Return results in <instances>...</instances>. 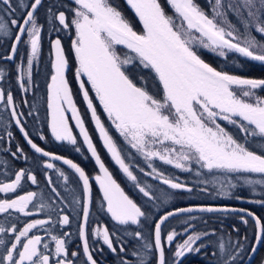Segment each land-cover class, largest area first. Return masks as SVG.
<instances>
[{"label":"snow or ice","instance_id":"1","mask_svg":"<svg viewBox=\"0 0 264 264\" xmlns=\"http://www.w3.org/2000/svg\"><path fill=\"white\" fill-rule=\"evenodd\" d=\"M126 2L139 18V22L143 26L142 33H137L130 21L109 0H73L75 7L72 8L73 16L70 23L64 11L54 13L49 8L48 12L51 19L58 22L60 26L65 29L71 27L75 30L72 50L77 62L75 76L79 82V88L107 151L127 179L133 182L137 181L136 175L130 170L129 164L122 158L121 151L113 138L101 123L96 108L89 98L86 83L91 86V90L95 93V97L99 100L119 135L149 162L148 167L151 172H146L145 175L153 176L170 189L192 190L186 184L179 182L178 178H170L159 171L151 161L158 159L164 164L182 171H191L189 165L194 162L201 169H206L209 172L223 170L226 173L264 176V146L259 153L249 150L244 143H240L217 122L219 119L237 126L239 132L244 133L245 140L259 138L264 141V98L256 97L255 102H249L255 96L253 90L264 89V79H243L227 72L218 71L202 60L193 47L194 43L199 40L203 48L213 52L219 49V56H225L224 50L226 49L228 52H235L242 57L264 63V42L258 41L255 36L250 35V29L264 35V0H227L226 4L222 3V0H214V3L211 4V16L203 11L194 0H168L182 21L180 25H177L171 16L166 15L158 0H126ZM41 5L42 0H31L30 7H25L23 0H17L15 5L13 0H0V33L7 35L10 29L17 30L14 34V42L11 44L12 54L16 53L17 45L23 37L27 36V39L23 40V43L28 47L27 68L17 66L18 79L21 81L19 86L24 91L28 89L22 81L26 75L30 86L31 68L34 59L39 56L41 51V26L38 24L36 16ZM17 7L26 12V15L20 19L14 16ZM5 11L12 16L10 23L2 15ZM229 12L240 21L244 31L243 40L237 34L240 29L229 21ZM224 24L227 25V28L221 26ZM193 31L199 33V37L193 36ZM117 45L124 46L135 55L125 54L121 59L116 50ZM51 47L55 54L52 61L54 74L47 86V108L51 134L56 141L77 144L64 117V105L67 104L73 113L84 143L102 173V175L95 176V180L103 193L106 213L117 225H139L141 219L146 218V212L130 199L113 179L97 154L72 101L69 84L64 77L67 62L60 39L53 40ZM6 59L12 60L13 55H8ZM133 69H139L141 73L147 70L154 74L153 80L158 82L157 92L150 93L146 83L137 86V83L131 78ZM3 75V71L0 70V77ZM84 77L87 78L86 82ZM139 79L147 81V77L144 75H140ZM233 86L242 89L240 96L236 95ZM160 90H162V99L157 98ZM242 97H247L249 100ZM4 98V93L0 91V101H3ZM6 104L15 108L11 92L7 94ZM11 115L16 124L20 125L17 112L13 110ZM20 131L24 133L27 143L36 154L47 157L51 161L62 160L64 165H67L78 175L79 181L82 182V198L74 197L73 201L82 207L83 222L78 226L85 257L82 264H97L90 251L87 236L90 215L89 176L71 159L54 155L38 146L28 137L23 127H20ZM10 135L11 133H9ZM40 139L44 140L45 137L40 135ZM76 151L79 152L80 149L77 147ZM21 152L22 149L18 146L13 156ZM43 167L55 169L56 173L63 177L65 186H67L68 176L64 171L56 168L48 160L43 162ZM199 174L198 172L197 175ZM25 178L33 185L38 184L34 174L20 169L15 172V177L10 182L0 183V192H15ZM245 181L249 185L264 184V180L245 178ZM135 186L150 201L155 199L146 187L141 186L138 182ZM231 186L235 187V185ZM48 187L56 197L61 196L50 177H48ZM65 191L67 192L69 189L65 187ZM222 194L226 195L227 193L222 192ZM36 197V192L28 191L13 199H2L0 200V213L11 215L12 212H16L24 216H31L34 213L28 211L30 205L36 208L37 213L45 207H51L45 203H34ZM237 198L239 199V197ZM255 202L264 203V201ZM60 203L63 204L64 199H61ZM194 211L246 213L255 221L256 241H264V222L246 209L176 208L160 216L159 220L155 222L154 247L159 253L158 264H166L162 248V225L170 217ZM59 212L61 213L57 221L59 225L61 227L69 225V215L62 214L63 208L59 209ZM240 218L245 224L248 223L244 216ZM190 219H194V217H190ZM50 223H52L50 219H35L25 223L22 228H18L16 223L8 228L0 226V233L13 237L10 243H6L5 239L0 238V246H3V252H0V264H50L52 255L57 258L56 264H75L74 260L68 259L66 241L63 238L51 235V240L55 244L53 252L50 251V244L44 242L42 236L32 234L33 230L43 229ZM184 231L187 232L188 229L185 228ZM92 234L112 252L117 251L112 239L115 233H110L106 227L98 226ZM63 235L68 236L69 233L65 232ZM177 235L178 233L172 230L168 232L166 240L173 242ZM207 235L209 233L188 235L183 243L177 245L174 256L179 259L186 253L199 251V248L194 249L193 246L202 236ZM134 237L137 240H143L140 231H135ZM142 247L151 249L152 245L145 241ZM227 247L221 240L219 243L221 256L218 258V264H236L244 244L239 240L234 242L231 248L235 249V252L228 250L225 255ZM124 251L125 249L121 247L120 252ZM255 251L256 247L253 245L252 252ZM131 255L139 257V253L135 250ZM71 256L78 257L79 253L74 251ZM121 264H131V262L122 259ZM136 264H145V262L140 257Z\"/></svg>","mask_w":264,"mask_h":264},{"label":"trees","instance_id":"2","mask_svg":"<svg viewBox=\"0 0 264 264\" xmlns=\"http://www.w3.org/2000/svg\"><path fill=\"white\" fill-rule=\"evenodd\" d=\"M30 2L31 0H23L25 7H30ZM109 2L122 12L137 33H142V24L125 0H109ZM158 2L161 4L166 15L171 16L174 22L179 25L178 16L168 5L167 1L158 0ZM194 2L209 16L212 15L211 4L214 3V0H194ZM13 3L14 5L17 4V0H13ZM222 3L226 4L227 0H222ZM73 7H75L73 0H42V5L36 12L38 24L41 26V51L39 56L34 60L31 68L30 86L27 81H22L27 87V91L20 88L19 83L21 81L18 79L19 73L17 71L18 65L24 68L26 67L28 47L23 43V40L27 39V36L25 35L22 41L17 45L16 53L12 54L11 44L14 42V34L17 30L12 28L7 35H0V70L4 73V75L0 77V90L4 93L5 97L0 103V183L10 182L14 179L15 172L20 169L31 172L36 176L38 181V184L33 185L25 178L15 192H0V200L13 199L28 191H34L37 192L40 197L43 196L46 205H51V207H45L42 211L38 212V214H33L31 216H24L16 212H12L11 215L0 213V226L8 228L13 223H16L18 228H22L25 223L31 220L49 218L52 221L51 230L54 235L63 237L65 232H69V241L66 245L68 259L74 260L75 264H82L85 260L83 249L80 244L78 228L81 221L82 207L76 206L73 201L74 197L82 198V182L79 181L78 175L74 170L64 165L62 160L51 161L47 157L36 154L27 143L24 133L20 131V127L24 128L28 137L31 138L33 142L37 143L38 146L54 155L71 159L89 176L91 202L87 224V236L90 251L97 261V264H121L122 259L130 261L131 264H136V261L140 257L143 258L145 264H158L157 252L154 247L153 239L154 224L160 214L180 206H237L253 212L264 222V203L258 204L255 202L264 201V189L256 196L250 195L249 191L243 188L242 190L237 189V192L234 194L231 193L228 200L212 198V195L215 194V186H196L193 180L197 181V178L195 175L193 176L192 173H181L155 160L151 161L154 167L170 178H178L179 182L186 184L187 187L192 190H173L167 185L160 183V181L153 178V176L145 175L146 172H151V169L148 167L149 162L146 161L142 155L130 148L113 128L97 102L90 86L86 83V89L89 91V98L96 108L101 123L105 126V129L109 132V135L113 138L118 149L121 151L122 158L129 164L130 170H132L137 177L136 182L127 179L103 146L92 120L91 112L87 108L82 91L79 88V82L75 76L77 62L75 53L72 50V40L75 38V30L71 27L68 29L63 28L58 22L51 19L48 12L49 8H51L54 13L64 11L70 23L73 16ZM2 15L6 17L10 23L12 16L6 11L3 12ZM23 15H26V12L17 7V11L14 14L15 18L20 19ZM228 19L240 29L237 34L240 36V39L243 40L244 31L240 21L237 20L236 16L231 12L228 13ZM57 29L59 30L57 31ZM250 35L255 36L258 41L264 42V35L255 32L254 29H250ZM55 39H60L61 47L64 51L67 62L64 77L69 84L72 101L76 106L77 112L84 123V127L89 134V138L97 154L113 179L120 185L123 192L146 212V218L141 219L140 226L138 227H133L132 225H117L112 221L110 215L106 213L103 206L102 194L95 180V176L99 174V166L96 164L95 158L92 157L91 152L88 150V147L74 125L71 124L70 129L72 135L77 140L76 145H72L65 141H56L50 132L47 108V86L51 81L52 61L54 59V51L52 50L51 42ZM193 47L202 60L218 71L227 72L230 75H236L243 79H264V63L242 57L235 52H227L225 56H219L197 44H194ZM116 50L121 56V59L124 58L125 54L135 55L121 45H117ZM8 55H13V59L7 60L6 57ZM136 63L138 64V61ZM140 75L146 76L147 81H141L139 79ZM153 75L154 74L149 73L147 70H144L142 73L139 69H133L131 71V78L137 83V86L146 83L150 93L154 94L157 92L158 82L153 80ZM84 81L86 82L85 79ZM9 92L12 93L14 98V109L6 104V97ZM254 92L255 97L264 98V89L258 88L255 89ZM157 98L162 99V90H160V94ZM16 107H18V109ZM13 110H15L17 114L20 113L19 116L17 115V118L19 119L20 117L21 119L20 125L16 124L15 119H13L11 115ZM217 122L240 143H244L249 150H255L259 153L262 146H264V141H261L259 138H249L245 140L244 133L239 132L237 126L223 120H218ZM9 133H11L10 136ZM40 135H43L45 139L41 140ZM18 146L22 149V152L13 156ZM77 147L80 149L79 152L76 151ZM45 160H48L53 163L56 168H60L64 171L65 175L68 176L67 186H65L63 177H60L55 169L49 170L43 167V162ZM141 169H143V171H141ZM191 170L195 171L196 167ZM204 174L208 175V173ZM48 177L51 178L53 184L61 193L60 197H56L51 193L48 187ZM198 178L204 182V179L207 177L201 176ZM137 182L141 186H144L143 183L150 182L160 193L157 192V190L148 189L155 197V199L150 202L149 199L144 197L136 188L135 184ZM65 187H67L69 191L66 192ZM236 193L239 199L235 197ZM61 199H64L63 204L60 203ZM74 207L75 209L77 207V209L73 213L71 210H73ZM34 208L30 206L28 211L33 212ZM61 208H63L62 214H67L70 217V224L66 227H61L57 222L59 214H61L59 212ZM53 209H56V211H53ZM190 217H194V219H190ZM240 217L241 215L233 213L204 212L185 213L169 218L164 225H162V237L172 230H175L178 235L169 248L165 247L164 243H162L166 264H174L173 253L175 245L182 240L180 235L184 232L185 228L189 229V233H209L207 236H202L201 240L196 244L197 246H204L207 244L208 248H200L199 251L186 254L175 264H211L210 260L214 258L210 255L209 249L217 245L218 236L224 240H239L244 244V248L240 255L242 258L236 261V264H241L252 247L255 227L249 218L244 217L248 223L243 224L240 221ZM98 226L106 227L110 233H115L112 239L114 247L117 249L116 252H112L107 246L94 238L92 230ZM135 231H140L142 233L143 242L146 241L150 243L152 245L151 249L147 250L142 247L141 240H137L134 237ZM32 234H36V232L33 231ZM245 237L246 239H244ZM0 238L5 239L6 243H10L13 239L11 235L6 236L4 233L0 234ZM44 239L46 240L47 238ZM50 246V251L54 252L52 244H50ZM121 247L125 249L124 252H120ZM134 250L139 253V257L131 255ZM74 251L79 253L78 257L74 258L71 256V253ZM0 252H3V246H0ZM263 261L264 241L252 264H263ZM50 264H56L54 255L51 257Z\"/></svg>","mask_w":264,"mask_h":264},{"label":"rangeland","instance_id":"3","mask_svg":"<svg viewBox=\"0 0 264 264\" xmlns=\"http://www.w3.org/2000/svg\"><path fill=\"white\" fill-rule=\"evenodd\" d=\"M126 1V0H125ZM167 1V3H168V0H166ZM168 5L171 7V5L168 3ZM172 8V7H171ZM173 9V8H172ZM174 10V9H173ZM178 16V15H177ZM178 18V20H179V25L182 23V21H181V19L179 18V17H177ZM221 26H223V27H225V28H227V25L226 24H224V25H221ZM1 34H3V33H0V35ZM192 35L193 36H196V37H199V33H197V32H195V31H193L192 32ZM194 44H197V45H199V46H201L200 45V43H199V40H197ZM122 46V45H121ZM206 49V48H205ZM206 50H208L209 52H212V53H214V54H216V55H218V52H219V49L216 51V52H213V51H211L210 49H206ZM226 53L228 52L226 49L224 50ZM54 58H55V54H54ZM36 59V58H35ZM34 59V60H35ZM54 60V59H53ZM25 68H27V63H26V67ZM54 74V72H53V69H52V75ZM84 79L86 80L87 78L86 77H84ZM24 80L25 81H27V83H28V78H27V76L25 75V77H24ZM51 82V81H50ZM90 86V85H89ZM90 88H91V86H90ZM233 88H234V91H235V93H236V95L237 96H240L241 95V91H242V89L241 88H239V87H235V86H233ZM1 91V90H0ZM254 91V90H253ZM93 92V91H92ZM93 94H94V96H95V93L93 92ZM96 98V97H95ZM242 98H244V99H246V100H249V98H247V97H242ZM97 99V98H96ZM255 99H256V97L254 96V97H252L250 100H249V102H255ZM2 101H0V103H1ZM86 102V101H85ZM97 102L99 103V100L97 99ZM86 104H87V102H86ZM99 105H100V103H99ZM100 107H101V109L103 110V107L100 105ZM17 109H18V107H16ZM64 109H65V111H64V117H65V119L67 120V123H68V127H69V129H70V125L71 124H73L74 125V127H75V129L80 133V130H79V128L77 127V125H76V121H75V119L73 118V113H72V111L69 109V107H68V105L67 104H65L64 105ZM103 112H104V110H103ZM20 114V113H19ZM19 114H17L18 116H19ZM104 114H105V116H106V118L109 120V122L111 123V125H112V122H111V120L108 118V116H107V114L104 112ZM48 116H49V114H48ZM19 120H21L20 119V117H19ZM49 120H50V117H49ZM219 120V119H218ZM94 122V121H93ZM94 125H95V122H94ZM113 126V125H112ZM95 128H96V125H95ZM113 128L115 129V127L113 126ZM116 130V129H115ZM96 131H97V133H98V135H99V138H100V140H101V142H102V144H103V146L105 147V145H104V141L102 140V138H101V136H100V133H99V131H98V129L96 128ZM50 132H51V129H50ZM118 133V132H117ZM119 134V133H118ZM81 135V134H80ZM81 137H82V139H83V136L81 135ZM123 140H124V138L123 137H121ZM84 140V139H83ZM125 141V140H124ZM65 142H67V141H65ZM126 142V141H125ZM128 145V144H127ZM87 146V145H86ZM129 147H130V145H128ZM131 148V147H130ZM105 149L107 150V148L105 147ZM134 150V149H133ZM136 151V150H135ZM108 152V151H107ZM108 154L110 155V157H111V154L108 152ZM112 158V157H111ZM113 160V159H112ZM114 161V160H113ZM154 161V160H153ZM156 162H159L160 164H162V165H165V166H168V167H170V168H172V169H174V170H177V171H179V172H181V173H192L193 174V176L195 175L196 176V178H197V181H195V180H193V182L194 183H196V186H201V187H207L208 185L209 186H215V188H214V192H215V194H214V192H213V194L214 195H212V198H217V199H223V200H228L229 199V197H230V194L232 193V194H234L235 192H237L236 190L237 189H243V188H245V189H247L248 191H249V194L250 195H252V196H256V195H259L260 193L259 192H261V190H263L264 189V184H251V185H249V184H247L246 183V181H245V178H247V179H251V180H264V176H261L260 174H237V173H226V172H224L223 170H212L211 172H209L208 170H206V169H201L200 167H199V165H197V164H195L194 162L193 163H191L190 165H189V167L191 168V169H193V168H195L196 167V170L194 171V170H191V171H182V170H180V169H176V168H174L173 166H171V165H166V164H164L162 161H160V160H155ZM114 163L116 164V162L114 161ZM117 165V164H116ZM118 166V165H117ZM119 167V166H118ZM120 169V168H119ZM49 170H51V169H49ZM200 173L199 175H197V173ZM203 172V173H202ZM204 173H208V175H205ZM98 175H102V173H100V170H99V174ZM201 176H206L207 178L206 179H204V182L202 181V180H200L198 177H201ZM97 183V182H96ZM201 184V185H200ZM143 185H144V187H146L147 189H151V190H157V192H159L160 193V191L158 190V189H156V188H154L151 184H150V182H147V183H143ZM231 185H235V187H232ZM97 186H98V188H99V190H100V185L97 183ZM200 189V188H199ZM200 190H202V189H200ZM100 192H101V190H100ZM222 192H224V193H227L226 195L225 194H222ZM37 193V192H36ZM101 194H102V199H103V193L101 192ZM239 196V195H238ZM236 198H237V193H236V196H235ZM150 201V200H149ZM150 202H152V200L150 201ZM34 203H36V204H38V203H44V198H43V196H41L40 197V195H38L37 194V197H36V199L34 200ZM259 204V203H258ZM76 205V204H75ZM30 206H32V205H30ZM30 206H29V208H30ZM77 206V205H76ZM78 206H80V205H78ZM103 206H104V209L106 208V204H105V202L103 201ZM162 206V205H161ZM34 208V207H33ZM80 208H81V206H80ZM76 209H77V207H76ZM75 207H74V209L73 210H71L73 213L75 212ZM32 213H34V214H38L37 213V210H36V208H34L33 209V212ZM2 214V213H1ZM43 219H45V220H49V218H43ZM143 219V218H142ZM240 221L243 223V224H245L241 219H240ZM66 226H68V225H66ZM66 226H63V227H66ZM133 227H138V226H140V224L139 225H132ZM51 228H52V226H51V223L50 224H48V225H45L44 226V228L43 229H36V230H33V231H35L36 232V234L35 235H40V236H42L43 238H47L46 240L44 239V242H46V243H49V244H52V247H54L55 248V244H54V242L51 240V235H53L54 233H53V231L51 230ZM45 229H47V231H45ZM95 228H93V230H94ZM93 230H92V232H93ZM188 231H189V229H188ZM183 232L180 236L182 237V240L178 243V244H180V243H183V241L187 238V236L188 235H192V234H194V233H189V232ZM67 233H69V232H67ZM1 234V233H0ZM168 234V233H167ZM167 234H165V236L164 237H162V243H164V245H165V247H170L171 246V244H173V242L176 240V238H177V236H176V238L174 239V241L173 242H168L167 240H166V236H167ZM61 238H63L65 241H66V244H65V247H67L66 245L68 244V236H64L63 235V237H61ZM94 238H96V237H94ZM202 238V237H201ZM217 238H219L218 240H217V245L215 246V247H212L211 249H209L210 251V255L214 258V259H212V260H210L211 262V264H218V258L221 256V253H220V251H219V243L221 242V240L226 244V246H228L227 248H226V252H225V255L227 254V251L228 250H231L233 253L235 252V249H232L231 248V245L234 243V242H236V240L234 239V240H224V239H222V238H220L219 236L217 237ZM97 239V238H96ZM201 240V239H200ZM232 241V242H231ZM101 243H102V241H100ZM199 242V240L196 242V244ZM143 244V240H141V245ZM178 244H176L175 245V250H174V253H175V251H176V247H177V245ZM194 245L193 247H194V249L195 248H208V245L207 244H205L204 246H197V245ZM106 246V245H105ZM148 250V249H147ZM242 251V250H241ZM192 252H194V251H192ZM208 252V253H209ZM174 253H173V258H174V264L179 260V259H181V258H179V259H177L175 256H174ZM189 253H191V252H189ZM189 253H186V254H189ZM185 254V255H186ZM241 252L239 253V255H238V257H237V260L236 261H238V260H241ZM54 258L55 259H57L55 256H54ZM263 264H264V261H263Z\"/></svg>","mask_w":264,"mask_h":264},{"label":"water","instance_id":"4","mask_svg":"<svg viewBox=\"0 0 264 264\" xmlns=\"http://www.w3.org/2000/svg\"><path fill=\"white\" fill-rule=\"evenodd\" d=\"M90 202H91V196H90ZM90 202H89V210H90ZM187 207H194V208H198V207H214V208H236V209H241V207H237V206H229V205H207V206H180L178 208H187ZM176 209V208H175ZM244 209V208H242ZM174 209H171L169 211H166L162 214H160V216L162 215H165L167 212H170V211H173ZM247 210V209H246ZM249 211V210H247ZM192 213H204V212H199V211H194ZM205 213H233V214H238V215H241V216H244L246 218H249L252 223L254 224V227H255V221L252 219V217H249L246 215V213H239V212H220V211H217V212H205ZM253 213V212H252ZM180 214H185V213H180ZM178 214V215H180ZM254 214V213H253ZM255 216H257L256 214H254ZM160 216L156 219V221L159 220ZM177 216V215H176ZM171 218V217H170ZM83 222V217H82V214H81V221L80 223ZM154 227H155V224H154ZM255 233H256V227H255ZM153 239H154V228H153ZM262 242L263 241H260V242H257L256 239H255V236H254V239H253V243H252V246L255 245L256 247V251L253 253L252 252V247L250 249V251L248 252L246 258L244 259V261L241 263V264H252L256 258V255L262 245ZM80 244L82 246V241L80 240ZM154 244H155V241H154ZM82 249H83V246H82ZM157 252V251H156ZM159 258V253L157 252V259ZM158 261V260H157Z\"/></svg>","mask_w":264,"mask_h":264}]
</instances>
